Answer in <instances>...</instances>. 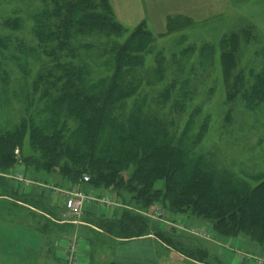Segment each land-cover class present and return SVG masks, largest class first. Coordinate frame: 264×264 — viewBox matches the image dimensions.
I'll use <instances>...</instances> for the list:
<instances>
[{
	"label": "trees",
	"instance_id": "trees-1",
	"mask_svg": "<svg viewBox=\"0 0 264 264\" xmlns=\"http://www.w3.org/2000/svg\"><path fill=\"white\" fill-rule=\"evenodd\" d=\"M15 1L20 7H14L12 18L0 23L12 32V36L0 35V88L6 93L10 84L8 56L12 55V69L24 74L32 58L40 62V70L31 88L34 94L40 93L38 101L44 107L35 115L28 108L12 128L0 129V197L15 196L3 176L16 164L14 151L21 154L27 140L31 155H22L21 163L31 173L55 175L69 189H103L121 202L123 208L111 218L88 221L92 228L84 236L89 264L96 251L104 250L108 258L104 264H157L124 254L125 248L137 245L133 242L149 236L163 249L193 263L209 264L214 255L199 241L174 228L167 230L158 223L161 214L157 222L144 216L155 208L200 218L212 226L219 240L245 239L264 252V181L250 186L217 171L195 153L207 123L193 132L189 119L173 132L146 110L137 69L154 42L152 33L138 24L124 39L126 31L109 0ZM168 27H173L171 19ZM26 30L29 42L22 37ZM247 32L233 33L220 44L226 99L232 102L239 97L246 108L264 109V71L247 87L241 76L232 75L235 53ZM98 62L103 72H91L90 64L98 68ZM163 78V69L157 64L153 83H161ZM173 88L168 84L158 100L168 101ZM173 105L183 110L182 103L174 100ZM84 177L89 178L87 183ZM25 202L53 222L37 228L44 239L70 234L72 226L57 224L43 197L28 195Z\"/></svg>",
	"mask_w": 264,
	"mask_h": 264
},
{
	"label": "rangeland",
	"instance_id": "rangeland-1",
	"mask_svg": "<svg viewBox=\"0 0 264 264\" xmlns=\"http://www.w3.org/2000/svg\"><path fill=\"white\" fill-rule=\"evenodd\" d=\"M109 2L115 18L126 31L124 39L138 24H143L154 37L150 51L143 56V66L137 69L142 79L140 92L145 99L146 110L162 120L173 132L181 129L189 119L194 125L193 132L204 122L207 123L206 133L195 153L201 155L205 162L217 171L227 172L250 186L264 181V109L246 108L239 97L232 102L227 101L223 77L225 62L221 61L220 50L221 42H226L231 34H240L242 30H247V38L239 40L241 44L235 53L236 66L233 68L234 71L232 69V75L241 76L247 87L254 82L257 75L262 74L264 0H109ZM14 7H20V4L15 0H0V23L12 18ZM170 19L173 27L169 29ZM0 35L12 36V32L0 25ZM22 37L30 41L27 30L23 32ZM8 58L10 84L5 90L6 93L0 88L1 130L12 128L21 116L25 115L28 108L29 114L35 115L44 107V103L38 101L40 93L34 94L31 88V83L40 70V62L29 58L30 68L24 74L17 68L12 69V55ZM157 64L161 70L163 69L164 78L161 83L154 84L153 71ZM97 65L98 68L90 64V71L103 72L104 68L100 66V62ZM22 81L24 82L20 84ZM14 82L18 84L13 85ZM168 84L173 85V92L169 100L162 103L158 96ZM182 93L185 95L182 96ZM174 100L182 103L183 110L174 107ZM131 104L132 99L124 107L126 112L129 111ZM14 154L16 164L3 177L7 179L8 185L12 186V194L15 196L0 197V264H69L63 258L58 260L62 252L60 246L68 248V240L66 243L64 240L61 242L63 237L60 239L58 235L44 239L36 232L37 228L52 221L39 208L29 203L25 204L26 197L28 195L43 197L52 213H55L57 224L77 227L75 229L72 226L75 230L68 231L70 233L68 238L75 235L76 240L85 238L86 228L84 231L78 230L81 222L94 220L87 219L92 215L95 218H104L96 215L95 210L90 211L92 214L87 213L86 206L92 204L108 207V214L110 206L114 208L112 213L116 211L119 213L123 206L106 190L84 187L85 192L91 191L93 201L84 207L78 220L79 224H71L63 218L64 209L61 210L62 208L54 203L57 195L64 197L72 189L55 175L31 173L30 169H26L21 159L22 155H31L27 140L21 154H18V150H15ZM128 173L123 174L125 179ZM161 185L162 182L156 187ZM153 211L157 215H162L161 220L157 221L167 230L174 228L182 236L199 241L200 246L214 255L209 264H264V252L248 240L233 238L222 241L213 232L212 226L200 218L197 221L192 217L172 215L160 208ZM153 211L145 213L144 216L157 222ZM100 212L101 210L97 214ZM125 249H128L124 250L128 258L139 257L143 258L141 260L144 262L150 260L156 261L157 264H197L159 245H155L153 249L148 244H137ZM103 255L106 257L107 251L99 253L96 251L93 264H104L108 258Z\"/></svg>",
	"mask_w": 264,
	"mask_h": 264
},
{
	"label": "built area",
	"instance_id": "built-area-1",
	"mask_svg": "<svg viewBox=\"0 0 264 264\" xmlns=\"http://www.w3.org/2000/svg\"><path fill=\"white\" fill-rule=\"evenodd\" d=\"M89 181L88 177L83 178V182L87 183ZM93 198L91 195H86L77 189L73 188L71 191H68L64 196L63 209L64 214L63 218L66 219L71 224H79L78 220L82 216L83 209L86 205H88ZM155 219H158L160 214L157 215L154 213ZM77 222V223H76ZM68 248L65 249V260L69 264H76L79 252L78 242L76 240V236L74 235L72 238L68 240Z\"/></svg>",
	"mask_w": 264,
	"mask_h": 264
},
{
	"label": "crops",
	"instance_id": "crops-1",
	"mask_svg": "<svg viewBox=\"0 0 264 264\" xmlns=\"http://www.w3.org/2000/svg\"><path fill=\"white\" fill-rule=\"evenodd\" d=\"M76 189L77 190H79V191H84V190H80V187H76ZM83 189H84V187H83ZM85 192V191H84ZM84 192H82V193H84ZM84 194H89V195H91L92 193H91V191H86ZM106 195L108 196V194L106 193ZM56 201H55V203L54 204H56V206H59V207H61L62 209L61 210H63V202H64V197L62 196V195H57L56 197ZM109 198H111L110 196H109ZM112 204H114V203H112ZM94 206V207H93ZM92 206V204H89L88 206H86V212L87 213H90V214H92V212H90L91 210H95V214L96 215H101V216H104V218H109V217H111L112 216V210H114V208H112V206H110L109 208H110V213L108 214L107 213V211L109 210L108 209V207H102L101 205H93ZM97 206V207H96ZM106 210L105 212L103 211V210ZM99 210H101V212H100V214H97L98 213V211ZM85 217H87V215L85 216ZM95 217H94V215H92V216H90V217H88L87 219H94ZM86 219V220H87ZM86 220H84V221H86ZM88 221V220H87ZM86 221V223H84V222H81L82 224L81 225H79V226H81V227H78L79 229V231H80V229H82V231H84V228H86L87 229V227H91L90 225H89V223ZM61 223V222H60ZM86 225V226H85ZM75 229H77V227L76 226H74V225H72ZM73 227H72V231H74L75 229H73ZM85 229V230H86ZM67 235V236H66ZM74 235H72V237H73ZM58 237H60V239L62 238V240H60L61 242H63V240L65 241L64 243H66V241L67 240H69L70 238H72V237H70V238H68V234H60V235H58ZM66 237V238H65ZM86 240H85V238H82V239H79V240H77V242H78V246H79V252H78V258H77V262H76V264H89V257H88V254H89V248H88V245L86 244V242H85ZM144 242H146V244H148V245H150L151 246V248H153L154 249V246L156 245H159L158 243H155V240L153 239V237H151V236H149V237H146V238H143V239H141V240H137V241H135V242H133V243H136V244H142V243H144ZM133 243H130V244H133ZM62 244V243H61ZM128 244V243H127ZM65 245V244H64ZM160 246V245H159ZM60 248H62V252L60 253V255L58 256V260H59V258L62 260V258H63V260H65V254H66V252H65V246L64 247H62V246H60ZM63 255V256H62ZM66 261V260H65ZM67 262V261H66Z\"/></svg>",
	"mask_w": 264,
	"mask_h": 264
}]
</instances>
